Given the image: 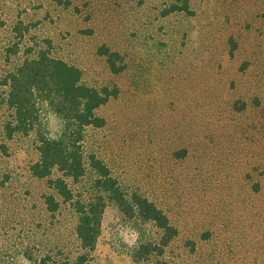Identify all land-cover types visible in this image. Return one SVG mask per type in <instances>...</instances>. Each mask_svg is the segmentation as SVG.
Here are the masks:
<instances>
[{"label": "rangeland", "instance_id": "374dc122", "mask_svg": "<svg viewBox=\"0 0 264 264\" xmlns=\"http://www.w3.org/2000/svg\"><path fill=\"white\" fill-rule=\"evenodd\" d=\"M41 51L117 90L83 152L168 216L178 233L162 252L159 228L113 202L94 249L81 247L74 206L100 193L97 173L66 179L65 201L30 172L39 135L62 130L51 108L7 136L3 78ZM0 264H264V0H0Z\"/></svg>", "mask_w": 264, "mask_h": 264}, {"label": "trees", "instance_id": "16d2710c", "mask_svg": "<svg viewBox=\"0 0 264 264\" xmlns=\"http://www.w3.org/2000/svg\"><path fill=\"white\" fill-rule=\"evenodd\" d=\"M175 7L173 5L171 10ZM182 9L189 10L187 1H184ZM97 52L106 57L113 73L122 70V66L116 63L120 59L117 52L106 46H100ZM3 84L8 87L5 102L13 117L5 126L8 137L14 132L27 135L37 130L43 105L51 108L63 121L57 136L39 135V158L30 165V172L35 177L47 178L56 194L68 201L73 195L66 179L77 181L85 174L87 165L99 176L100 193L88 202L77 201L74 206L78 214L75 233L81 247L88 251L94 249L104 208L108 202H113L126 215L137 214L159 228L161 235L155 249L162 252L178 233L168 216L140 193L126 194L101 159L94 154L85 157L83 152L85 130L105 125V119L96 110L115 96L117 90L86 85L78 67L52 57L46 51H41L34 58L24 59L4 76ZM54 171L59 173L56 177H52ZM45 203L50 211L58 206L53 194L46 195Z\"/></svg>", "mask_w": 264, "mask_h": 264}]
</instances>
